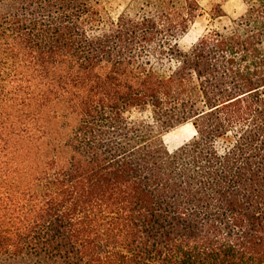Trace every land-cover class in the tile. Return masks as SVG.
Listing matches in <instances>:
<instances>
[{
	"label": "trees",
	"instance_id": "16d2710c",
	"mask_svg": "<svg viewBox=\"0 0 264 264\" xmlns=\"http://www.w3.org/2000/svg\"><path fill=\"white\" fill-rule=\"evenodd\" d=\"M244 1L183 51L199 0L116 20L0 0V264H264V0Z\"/></svg>",
	"mask_w": 264,
	"mask_h": 264
},
{
	"label": "rangeland",
	"instance_id": "374dc122",
	"mask_svg": "<svg viewBox=\"0 0 264 264\" xmlns=\"http://www.w3.org/2000/svg\"><path fill=\"white\" fill-rule=\"evenodd\" d=\"M145 0H101L105 13L112 20L128 11L135 13ZM202 7L201 14L189 25L187 31L179 37L178 44L181 50L189 51L198 40L212 30H229L235 26V21L247 10V2L244 0H199ZM214 4H220L223 15L212 16L211 8ZM135 115L147 116L148 113ZM195 136V129L191 123L182 124L172 128L164 135V141L169 150L174 151L187 143Z\"/></svg>",
	"mask_w": 264,
	"mask_h": 264
}]
</instances>
